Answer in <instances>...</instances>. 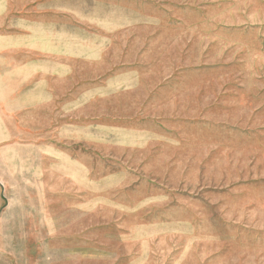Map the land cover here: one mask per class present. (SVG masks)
I'll return each instance as SVG.
<instances>
[{
  "label": "rangeland",
  "instance_id": "rangeland-1",
  "mask_svg": "<svg viewBox=\"0 0 264 264\" xmlns=\"http://www.w3.org/2000/svg\"><path fill=\"white\" fill-rule=\"evenodd\" d=\"M0 264H264V0H0Z\"/></svg>",
  "mask_w": 264,
  "mask_h": 264
}]
</instances>
